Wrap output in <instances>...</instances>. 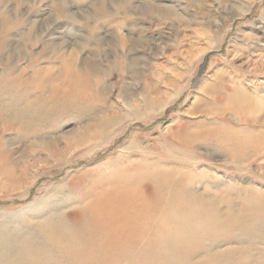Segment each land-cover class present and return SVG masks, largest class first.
<instances>
[{
    "label": "rangeland",
    "instance_id": "obj_1",
    "mask_svg": "<svg viewBox=\"0 0 264 264\" xmlns=\"http://www.w3.org/2000/svg\"><path fill=\"white\" fill-rule=\"evenodd\" d=\"M68 65L92 89L84 86L86 92L67 116L29 132L6 126L0 118V151L18 174L8 183L0 174V225L47 192H57L58 206L71 199L90 201L113 165H106V159L133 134L142 147L130 156L135 164L159 160L171 166L180 132L251 128L255 132L242 135L264 144V0H0L1 81H21L16 85L26 93L44 85L43 95L49 96ZM217 86L233 95L229 100L213 96L219 107L231 110L239 103L247 121L240 122L230 110L210 114L216 106L206 92ZM178 92L179 99L163 115L145 119ZM106 115L120 122L141 119L127 123L118 137L92 152L101 136L94 144L78 145L85 129ZM195 149L209 163L220 160L203 147ZM221 171L217 175L223 184L230 173ZM249 171L246 181L235 178L227 187L214 188L218 191L208 188L217 195L223 190L236 201L243 187L264 191V159ZM127 175L119 171L110 178ZM79 177L90 181L78 182ZM7 227L9 236L2 240L23 234Z\"/></svg>",
    "mask_w": 264,
    "mask_h": 264
},
{
    "label": "bare ground",
    "instance_id": "obj_2",
    "mask_svg": "<svg viewBox=\"0 0 264 264\" xmlns=\"http://www.w3.org/2000/svg\"><path fill=\"white\" fill-rule=\"evenodd\" d=\"M58 75L49 96L43 95L44 85L26 93L16 85L21 81L0 79V118L4 124L16 126L19 132L37 130L67 116L73 103L86 89H92L88 79L70 65L64 66ZM224 90L220 87L206 92L216 106L210 114L219 111L225 115L230 110L219 107L218 99L213 97L232 99L233 95ZM36 91L39 93L35 94ZM179 97L180 92L159 112L145 114V119L153 114L163 115ZM236 104L230 111L240 122L247 121L248 117L239 112L240 104ZM140 119L135 116L120 122L115 116L106 115L88 126L82 141L76 143L94 144V139L101 136L102 141L91 148L92 152L118 137L127 123ZM253 131L230 127L180 132V138L176 135L179 143L173 150L177 157L173 156L171 166L159 160L135 164L130 156L142 147L133 134L106 159V165H113L109 175L100 178L105 181L101 191L89 194L90 201L69 199L71 204L58 206L57 192L51 191L26 207L27 211L15 214L12 222L2 223L0 264H259V260H264V191L243 187L238 190L236 201L223 190L217 195L208 188L218 191L232 179H249L246 175L250 174V166L264 159V144L242 135ZM196 146L206 150L214 146L209 151L220 160L209 163L196 152ZM1 153L0 174L7 183L14 181L18 176L16 168ZM202 166L210 173L199 169ZM88 170L82 171L85 177ZM220 170L230 173L228 182L221 184L217 175ZM119 171L128 173L126 178H110V174ZM79 178L81 183L90 181ZM199 186L205 188L200 191ZM67 208L74 215H69ZM10 224L23 234L2 240L9 236Z\"/></svg>",
    "mask_w": 264,
    "mask_h": 264
}]
</instances>
